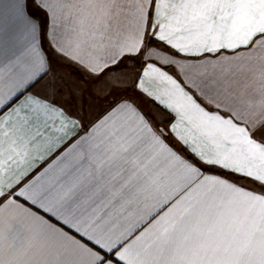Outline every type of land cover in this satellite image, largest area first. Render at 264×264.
I'll return each instance as SVG.
<instances>
[{"label": "snow or ice", "instance_id": "6c2138e0", "mask_svg": "<svg viewBox=\"0 0 264 264\" xmlns=\"http://www.w3.org/2000/svg\"><path fill=\"white\" fill-rule=\"evenodd\" d=\"M0 264H264V0H0Z\"/></svg>", "mask_w": 264, "mask_h": 264}]
</instances>
